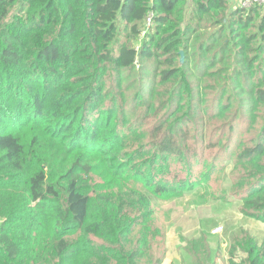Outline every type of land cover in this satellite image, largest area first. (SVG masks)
Returning a JSON list of instances; mask_svg holds the SVG:
<instances>
[{"label": "trees", "instance_id": "obj_1", "mask_svg": "<svg viewBox=\"0 0 264 264\" xmlns=\"http://www.w3.org/2000/svg\"><path fill=\"white\" fill-rule=\"evenodd\" d=\"M191 2L187 17V0H0V264H142L154 215L147 191L174 195L222 158L264 156V15ZM150 10L141 49L120 42ZM41 123L53 142L29 154L21 133ZM57 142L122 153L138 179L97 189L109 173L81 160L61 173ZM209 150L220 155L193 178ZM252 177L264 207V172ZM241 243L246 257L231 264H264V244Z\"/></svg>", "mask_w": 264, "mask_h": 264}, {"label": "rangeland", "instance_id": "obj_2", "mask_svg": "<svg viewBox=\"0 0 264 264\" xmlns=\"http://www.w3.org/2000/svg\"><path fill=\"white\" fill-rule=\"evenodd\" d=\"M187 4L188 17L191 0H187ZM257 7L259 17L263 16L264 7ZM139 30V34L131 33L130 28L125 30V33H121L119 41H127L139 51L144 39L149 38L146 36L148 32L145 31L144 24H140ZM127 33L131 34L130 39L126 37ZM41 124L31 125L21 133L22 142L29 154L34 152L38 144H42L46 149L53 142L44 123ZM244 126L245 123L240 122L239 129L242 131L240 141L250 142L248 141L250 134L243 132ZM226 144L229 153L235 150L229 142ZM219 152L209 150L201 161L194 162L193 178L198 176L202 178L204 160L209 159V162H212V156H219ZM116 156L118 160H114L113 163L112 159ZM125 157L118 152H113L108 157L95 155L84 149L72 151L58 142L54 150L56 170L61 173L77 160L93 164L98 173L108 172V180L101 179V183L96 186L97 189L131 187L137 181L134 169L120 163ZM114 164H119L122 173L118 174L115 171L113 174ZM216 164L220 169L210 178H202L198 181L199 184L194 183L191 189L188 187L178 189L174 195L161 197L147 191L154 215L153 221L148 222L152 230L151 241L145 246L147 249L142 264L156 263L159 258H162L161 264H231L232 258L240 260L246 257L243 249L235 247L237 240L241 241L242 245L246 238H251L260 245L264 244V217L255 215V212L261 211L260 208L264 207L256 206L258 191L250 190L255 180L252 175L255 172L257 175L264 172V156L253 162L222 158ZM172 169L174 172L171 175H174L179 172L181 165L175 161ZM243 190L248 191L247 195H243ZM263 200L264 197L259 202L262 203ZM157 228L161 231H157ZM234 250L235 254L232 255Z\"/></svg>", "mask_w": 264, "mask_h": 264}, {"label": "built area", "instance_id": "obj_3", "mask_svg": "<svg viewBox=\"0 0 264 264\" xmlns=\"http://www.w3.org/2000/svg\"><path fill=\"white\" fill-rule=\"evenodd\" d=\"M237 3H238V7H241L246 11H249L256 6L264 7V0H237ZM154 17H155V12L153 10H150L144 22V25L146 27L145 31L150 30V28L154 25Z\"/></svg>", "mask_w": 264, "mask_h": 264}, {"label": "crops", "instance_id": "obj_4", "mask_svg": "<svg viewBox=\"0 0 264 264\" xmlns=\"http://www.w3.org/2000/svg\"><path fill=\"white\" fill-rule=\"evenodd\" d=\"M228 2H229V6H230L231 8H236V7H238L237 0H228Z\"/></svg>", "mask_w": 264, "mask_h": 264}, {"label": "water", "instance_id": "obj_5", "mask_svg": "<svg viewBox=\"0 0 264 264\" xmlns=\"http://www.w3.org/2000/svg\"><path fill=\"white\" fill-rule=\"evenodd\" d=\"M183 58V57H182Z\"/></svg>", "mask_w": 264, "mask_h": 264}]
</instances>
